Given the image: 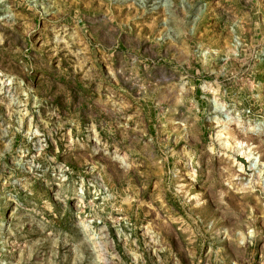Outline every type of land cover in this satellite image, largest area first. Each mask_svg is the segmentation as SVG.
Segmentation results:
<instances>
[{
  "label": "rangeland",
  "instance_id": "1",
  "mask_svg": "<svg viewBox=\"0 0 264 264\" xmlns=\"http://www.w3.org/2000/svg\"><path fill=\"white\" fill-rule=\"evenodd\" d=\"M0 264H264V0H0Z\"/></svg>",
  "mask_w": 264,
  "mask_h": 264
},
{
  "label": "bare ground",
  "instance_id": "2",
  "mask_svg": "<svg viewBox=\"0 0 264 264\" xmlns=\"http://www.w3.org/2000/svg\"><path fill=\"white\" fill-rule=\"evenodd\" d=\"M253 166V165H252Z\"/></svg>",
  "mask_w": 264,
  "mask_h": 264
}]
</instances>
